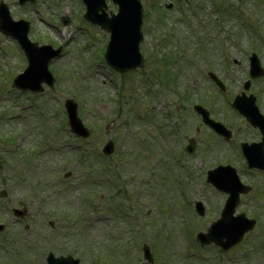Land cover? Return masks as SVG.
<instances>
[{"label":"rangeland","instance_id":"obj_1","mask_svg":"<svg viewBox=\"0 0 264 264\" xmlns=\"http://www.w3.org/2000/svg\"><path fill=\"white\" fill-rule=\"evenodd\" d=\"M0 1L14 21L29 22L30 41L49 42L66 51L51 64L53 89L30 97L12 88L13 79L24 69V57L12 39L0 34V191L7 193L0 199V224L5 225L0 264H45L48 252L90 264L87 250L103 240L99 229L105 228L109 217L89 216L92 230L83 234V228L62 215L80 208L83 175L88 183L100 184L98 173L106 172H100L101 159H114L108 162L110 172L132 190L130 204L137 207L128 211L138 218L141 210L148 217L135 219L142 225V233H137L140 248L131 254V260L138 258L136 264H144L143 243L151 248L153 264H264V220L256 219H264V173L246 172L239 150L241 142H258L259 133L231 110L233 94L241 93L249 79L252 53L264 69V0H226L237 10L230 17L215 11V0H140L144 15L152 11L147 21L143 19L140 51L145 62L148 56L154 61L176 56L173 83L152 81L147 62L141 72L115 76L103 65L108 35L84 21L78 0H37L26 7H20L18 0ZM168 3L173 10L165 13L164 26L158 30L155 10ZM107 5L108 12L116 13V7ZM55 14L69 15L71 25L62 27ZM157 35L172 41L160 50ZM208 72L219 77L224 92L207 78ZM245 93L256 98L264 115V78L251 82ZM68 98L78 104L80 118L92 131L86 141L68 130L63 109ZM195 104L231 130L232 140L226 143L207 129L192 111ZM190 138L196 149L188 156L183 149ZM108 139L114 141L115 152L104 158L101 149ZM80 155L86 164L77 161ZM219 165L231 166L240 182L252 187L236 214L256 221L239 246L220 256L212 246L199 249L194 236L222 210L225 196L205 184L207 171ZM67 173L71 176L64 179ZM256 195L257 200L262 197L258 202ZM197 201L205 207V220L195 214ZM19 202L25 203L30 217L15 223L11 210L19 208Z\"/></svg>","mask_w":264,"mask_h":264},{"label":"water","instance_id":"obj_2","mask_svg":"<svg viewBox=\"0 0 264 264\" xmlns=\"http://www.w3.org/2000/svg\"><path fill=\"white\" fill-rule=\"evenodd\" d=\"M35 0H20V5L26 2H34ZM87 8L86 20L94 25L100 26L103 30L111 34L110 43L107 48L105 59L110 67L120 73L133 71L142 67V58L138 53L139 44L142 39L140 33L142 9L138 0H112L119 7L117 16L111 15L108 19L105 10V0H82ZM99 13H101L99 15ZM0 31L6 35L16 39L24 50L29 66L22 76H18L14 80V87L24 91L30 90L39 93L42 91V83H46L52 87L54 81L48 73L47 68L50 61L59 56L60 50L52 52L50 48L38 49L36 45L30 44L27 40L28 25L25 23L13 24L8 15V9L4 5H0ZM251 78H258L264 75L260 69L258 60L253 56L251 59ZM249 84L246 85L247 89ZM69 125L71 131L78 137L86 138L89 132L81 126V122L77 119V107L72 101L65 104ZM234 107L250 122L254 127H259L263 134V143L258 146H243V154L248 160L250 168H258L264 170V118L258 115L254 106V98L250 96L245 98L244 95L236 98ZM196 112L202 116L203 122L213 129L217 134L230 137L221 125L215 124L208 119V114L199 107H195ZM113 151L112 142L108 143L104 148V154L109 155ZM187 152H193V142ZM208 183H211L218 191L229 195V199L222 213V220L213 224L207 235H198L197 239L202 245L215 243L223 250H228L235 244L239 243L243 235L252 229L254 223L245 221L243 216L233 218L232 214L238 205V196L246 194L248 189L241 186L235 172L232 169L218 168L208 173ZM198 212H201L200 204H197ZM19 217L24 215L17 214ZM3 227H0L2 231ZM144 258L149 264L152 263V257L149 249L143 247ZM48 264H79L71 258L54 259L50 254L47 258Z\"/></svg>","mask_w":264,"mask_h":264},{"label":"trees","instance_id":"obj_3","mask_svg":"<svg viewBox=\"0 0 264 264\" xmlns=\"http://www.w3.org/2000/svg\"><path fill=\"white\" fill-rule=\"evenodd\" d=\"M114 201V200H113ZM98 210V209H97ZM116 230V229H115ZM119 242L117 241H110V246L111 248H107L105 250V252L107 251L109 254L108 256L110 258H115V259H118L120 255L123 254V252L126 251L128 245L126 244V242L123 243V239L122 240H118Z\"/></svg>","mask_w":264,"mask_h":264}]
</instances>
